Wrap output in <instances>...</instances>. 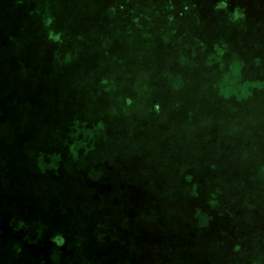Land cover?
<instances>
[{
  "label": "rangeland",
  "instance_id": "374dc122",
  "mask_svg": "<svg viewBox=\"0 0 264 264\" xmlns=\"http://www.w3.org/2000/svg\"><path fill=\"white\" fill-rule=\"evenodd\" d=\"M39 1L37 12L24 17L14 14L13 30L0 34V110L6 111L8 117L5 131H0V264H68L64 254L51 253L55 248L62 250L61 246H65L62 251L69 250L67 245L74 242L73 231L78 223L83 226L81 238L89 243L85 242L87 249L82 255L92 264H137L140 257L132 245L118 248L112 244L113 237L99 235L97 222L103 217L98 205L100 195H111L113 191L99 190L97 184L107 181L105 165L109 163L98 167L93 164V157L84 162L79 159L65 173L64 165L58 169L51 162L46 165L38 156L40 152L27 150L34 147V138L26 135L27 118L30 111H38V106L27 100L23 86L26 75L20 83L22 76L14 74L18 62L13 58L17 51L13 50L14 35L23 30L28 36L26 44H30L47 37L50 31L49 35L57 34L62 28V51L74 61L72 67L95 54L100 59L83 73L72 71V79L63 78L61 93L68 88L78 89L80 82L87 80L84 95L94 93L90 94L91 102L101 107L105 100L97 104L99 95L95 98V92L96 82L103 81L110 88L119 89V99L117 96L111 103L121 105L124 97H130L133 105H138L141 99L137 93L146 91L148 109L157 103L163 107L160 116L154 115L157 110H148L146 123L128 127L136 137L128 157L118 160H132L131 167L126 165L132 174L131 183L134 182L131 192L137 195L132 200L147 192L153 203L152 214L161 219L155 222L156 217H150L148 228L175 226L180 233L173 244L183 256L172 262L176 252H160L161 258L166 257L165 264H257L256 260L264 264V119L261 122L256 116L254 125L249 120L242 123L249 132L240 129L231 144L219 141L237 129L240 116L250 115V108L257 109L258 116L264 114V11L259 19L249 17L239 22L225 14L228 0H109L108 4L124 6L126 11L118 10L119 14L104 4H95L98 0ZM210 5L226 7L225 13L207 15L205 9ZM7 9L0 13L2 25L10 20ZM199 9L203 12L198 13ZM20 10L24 12L23 8ZM78 10L81 12L72 14ZM46 23L49 28L42 27ZM43 57L41 51L30 59L35 65ZM234 62L239 63L236 68L231 67ZM45 82L42 75V89ZM130 87V91L123 92ZM244 87L251 93H243ZM10 93L13 99L21 96L19 104L7 101ZM38 96L43 98V94ZM106 96L116 95L108 91ZM177 103L181 104L180 110L173 115ZM188 110L195 117L188 118ZM65 111L70 113L71 107ZM39 112L43 111L39 108ZM207 117L213 128L207 135L217 140L212 145L203 140ZM44 126L37 124L33 130L47 136ZM248 134L255 140L249 139ZM144 138L147 141L140 140ZM239 142L246 144L245 152L238 149ZM43 148L42 145L40 150ZM249 154L256 157H247ZM113 167L117 170L119 164ZM5 176H10V182ZM121 177L124 180L126 174ZM194 178L196 183L204 184L200 192H189V200L182 189ZM209 180L213 183L211 190ZM210 193L224 204L207 203ZM6 194L10 197L5 198ZM199 207L203 211L199 212L201 217L196 215ZM27 212L40 213L45 218V227L51 233L47 239L54 246L49 251L42 250L48 252L46 256L38 251L47 246L44 242L30 241L26 231L20 238L11 230V220L26 218ZM208 215L213 216V227L205 226L204 216ZM32 220L26 221L25 229L31 230ZM223 227L226 228L222 231ZM222 233L226 236L221 238ZM57 237L60 238L55 240ZM62 237L67 243H61ZM21 240L34 248L29 250L38 252L27 255V259L25 254L18 258L15 245ZM193 240L198 242L195 250H191Z\"/></svg>",
  "mask_w": 264,
  "mask_h": 264
},
{
  "label": "trees",
  "instance_id": "16d2710c",
  "mask_svg": "<svg viewBox=\"0 0 264 264\" xmlns=\"http://www.w3.org/2000/svg\"><path fill=\"white\" fill-rule=\"evenodd\" d=\"M89 1V0H88ZM109 0H98L97 3L98 5H106L107 8L111 11H116L119 14V11H121L122 13H124L126 11V9H124L122 5H116V4H108ZM29 2V3H28ZM27 0H20L18 5L19 8L17 10V12L20 14H22V17L24 16H30L32 15L34 12H37V10H39L40 8V1H28ZM82 2L85 3V0H83ZM87 2V0H86ZM222 4L224 5L225 3L222 2ZM20 8L24 9V12L22 13ZM119 10V11H118ZM46 8L42 10V12H45ZM29 13V14H27ZM24 14V15H23ZM27 14V15H26ZM21 17V18H22ZM232 18L237 19V21H241V19H239V15L236 13H232L231 15ZM47 17H45L44 19L46 20ZM244 20V19H242ZM121 24L122 21H121ZM49 23L47 24H43L42 27L44 28H49ZM67 27V25H65ZM12 24H5L2 25L0 27V32H6V31H11L13 30L12 28ZM52 33L51 31L49 32V34ZM5 34V33H4ZM47 35V37L45 36L43 39L41 40H33V43L29 44V45H25L26 43V39L28 38L27 34L21 30L19 31L16 35H14V45L13 46V50L16 48V54L14 58V60L17 58L18 62L16 64V66L14 67V74H18V76H25V74L31 72L33 70V68L36 67V71L39 70H44V65H47L45 70L48 71L49 73L51 71H53L54 69H57L59 64H57L56 61V57L58 59V55L60 53H64V51H62V37L65 36L64 33V28L60 29L57 34H53L52 35ZM27 37V38H26ZM52 42H54L56 44L55 47L52 48L53 44ZM61 44V45H60ZM38 46V47H37ZM9 51V49H8ZM7 51V52H8ZM42 51V53L44 54V57L42 60H36L35 65L33 64V62L31 61L30 57L40 54V52ZM4 54V53H2ZM66 54V53H65ZM53 56L51 59V62H48L50 56ZM30 60V63L27 60ZM1 58H0V67H1ZM4 63V60H3ZM57 64V67L55 68ZM238 62H234L231 64L232 68H236L238 66ZM41 68V69H38ZM16 70H18V72H16ZM5 73V70H4ZM26 74V75H27ZM264 84V83H263ZM245 89V87L243 88V90ZM108 89H103V92H108ZM251 93L250 89L249 90H244L243 93ZM137 94H139L138 98L139 100L141 99L140 103L138 105H133L132 100L130 98H125V102L123 101L121 105L119 104H114L111 103L112 100L109 101V103L106 101H104V105H101V107H99L98 105H95L94 103H92L90 100H86L84 99V101L82 103H78V102H74V105L71 107V111L70 113H66L65 116L68 118V121H64L62 119V124L60 123V121L58 119L61 120V118L63 117V106L65 105H70V102H68V93L62 92L60 93V99L55 98L54 100L52 99V97L50 95H45L46 99L48 98V102H40L42 103V105L47 106L49 105V109L46 110L48 112V114L46 116H48L49 118V124H52V122H55V120H57V124L54 125H50L47 128V132L48 135L45 136L43 134H40L39 130L37 129L38 133L35 132L33 130V128L35 129L38 123V120L40 119L39 117H42V115L38 114V111L36 110L34 113L32 111H30V116L27 118V123L26 126L28 128V130H26V135L28 136V138L33 137L34 138V147L30 146L31 149L27 148V150H29L28 152L32 153L34 150V153H38L40 152V154L38 155L40 158H42L44 160V163L47 165V162H51L54 164V167L58 169V167H62L63 165L67 168H65V173H68L71 169H72V165L77 163V161L80 159V162H83L84 160H90L92 158L93 152H95L97 150V147H95L96 145H98L97 143H100L101 140L106 139V136H109L110 134H121L119 132H126V134H130L131 137H136V135L131 134L127 129L128 127H131L132 123H139V124H143L146 123V120H148V110H157L155 112V116L158 117L160 116V114H162V110L163 107L162 105L159 106V104L157 103V105H152L151 109H148V92L145 93H141V91H139ZM10 96V97H9ZM19 96H15L13 99L12 93L8 94V98L7 101L9 100H13L12 104L17 103L19 104V100L18 98ZM21 97V96H20ZM145 100V101H144ZM18 101V102H17ZM36 101V100H35ZM72 102V101H71ZM7 103V102H6ZM11 104V105H12ZM181 105V104H180ZM180 105L179 103H177V105L175 106L174 109V114L173 115H177V112L180 110ZM55 106L60 107L61 106V112L59 113L58 110L59 108H55ZM15 106L12 107L11 110H14ZM210 109V108H209ZM159 110V111H158ZM46 112V113H47ZM4 114V115H3ZM6 111L5 113H3V110H0V116H2L0 118V131H5V127L7 125V118L6 117ZM187 117H195V115L188 110V112L186 113ZM185 114V116H186ZM229 115L228 112L226 113V116ZM233 116H235L233 114ZM251 116V118H250ZM259 117V121H263L264 119V114H261L260 116L257 115V109L254 110V108H250V115H241L240 119L242 121H238L237 122V129L235 131H233L232 133L227 132L225 136H222L220 138V142L223 141L226 145L227 144H231L233 142V135H237L238 131L240 129H242L244 132L248 133L249 131H247V129L244 126H241L242 123L247 122V120H249L250 122H253V119H256ZM6 118V120H2ZM64 118V117H63ZM4 121V122H3ZM246 124V123H245ZM254 125V122H253ZM251 126V125H250ZM204 131H205V137L203 136V140H206V143H210V145L213 144V141L217 142L216 139H213L212 137H208V133L213 131L212 128V122H211V118L205 119V124H204ZM253 128V126H251ZM126 128V129H125ZM199 128L200 125H199ZM32 130V131H31ZM65 130V131H64ZM114 130V131H113ZM118 131V132H116ZM208 132V133H207ZM246 133L244 135H246ZM63 136L66 135L71 137V139H73V141H67L66 147H65V151L66 153H60L55 152L54 148H53V139H55L57 136ZM249 135V134H248ZM83 137H85L86 139H89L90 141H85L83 139ZM191 136H188L187 138H190ZM249 139L251 140H255V136L253 135H249L248 136ZM234 142H236V136H235V140ZM102 143V142H101ZM240 143H242V145H240ZM43 145V150H40L41 146ZM217 145V144H216ZM246 145V144H245ZM243 142H239L238 144V149L241 152H245L246 151V147H245ZM244 146V147H243ZM229 147V145L227 146ZM232 147V146H231ZM253 147V146H251ZM252 149V148H251ZM247 154V153H246ZM37 157V156H36ZM247 157H251V158H255L256 155L255 154H249ZM116 163L118 164V161H116ZM239 163H236V170L238 168ZM69 170V171H67ZM227 174H226V178H227ZM7 181L10 182V176L6 177ZM209 178V177H207ZM206 179V177H205ZM221 179L224 182V176L221 177ZM191 181H188V186L182 189L183 193H187V199L190 200V197H188L190 195L189 192L191 191H195L194 193L200 192L202 190V188L200 187L202 184L204 183H196V179H190ZM208 180V179H207ZM205 182V181H204ZM207 182V181H206ZM194 183V184H193ZM206 184V183H205ZM209 186H211L209 189H213V183H211V181H208ZM193 186V188H192ZM209 189H206L205 191H208ZM148 193L145 192V195H140L138 196L137 199H135V204L142 205V208L146 209L152 207V200H148ZM9 194L5 195V198H9ZM211 203V204H218V206H221L222 204H224V201L222 202V200H218L216 199V197L214 196V193H210L209 197H208V201L207 203ZM150 206V207H149ZM85 207V206H82ZM203 213V211L201 210V207L197 208V213L196 215H198V217H201L200 213ZM38 215V216H37ZM35 216V217H34ZM203 216V215H202ZM206 218V227L207 225L209 227H213V223L212 219L213 216H204ZM33 219L32 222L30 223L31 226V230H27L25 229L28 225L26 223L27 220ZM68 221V220H67ZM73 222L75 221V219H69V222ZM65 222V221H63ZM77 222V221H76ZM11 225H12V229L13 233L19 234L18 237L22 238L21 234H23L24 231H26L27 233V237H30V241H33L34 243H40L43 242L48 246H43L40 250H38L39 252H41L42 254H44L45 256L47 255V253H45L44 249L48 248L51 249L54 248V246L51 244V242L53 243V241L51 239H47V236H51V233H48V230L46 229L45 225V218L43 215H41L40 213H32V212H27L26 218H19L17 220H11ZM77 228H75V231H73L75 234V236L73 237L74 242L69 243L67 245V249H69L67 252L62 251L65 246H61L60 248L62 250H58L57 248L53 249L51 254H57L56 256H61L63 255V258L65 256V260L68 264H92V262L90 261L89 258L85 257L82 255V251L86 250V244L87 243V239H83L81 238V234H82V225L81 223H78V225L76 226ZM226 227H223L222 231L225 229ZM219 229V228H218ZM225 233H227V231H224ZM226 234L222 233V235H220V237H225ZM52 238V237H50ZM60 237L55 238V240H58ZM67 240V237H66ZM24 241H20L17 242V245H15V254L16 256L22 257L25 254V259H27V255L31 256V254H34L38 251L32 252L31 250H29L30 248H33L29 245V243H26ZM61 243H67L66 241H63V237H62V241ZM42 244H39L38 246H41ZM44 244V245H45ZM89 244V243H87ZM197 240H193L192 245H191V250H195L197 249L198 245ZM69 247V248H68ZM34 249V248H33ZM238 250H240V246L238 247ZM77 252V253H76ZM180 251H176L177 255L174 256L172 259V262H175L178 258L182 257L183 254L182 253H178ZM158 259L156 258V254L153 253L152 259L148 258V259H143L141 258V256L139 257L137 264H165L164 259L166 257L161 258L159 255ZM251 260V259H250ZM249 260V261H250ZM252 261V260H251ZM257 264L259 262V264H261V261L256 260Z\"/></svg>",
  "mask_w": 264,
  "mask_h": 264
},
{
  "label": "crops",
  "instance_id": "0c3cea01",
  "mask_svg": "<svg viewBox=\"0 0 264 264\" xmlns=\"http://www.w3.org/2000/svg\"><path fill=\"white\" fill-rule=\"evenodd\" d=\"M5 1L6 3L3 0H0V10H1L0 13H2V10H4L5 8L6 9L10 8V9H7L6 11L7 15L10 14V16H8L10 20L7 23L9 25V24H12V21H13L12 16L14 14L19 15L17 10L19 8L18 3L20 0H5ZM28 1L29 0H27V2ZM93 8H96V7H93ZM225 8L226 7L216 8V6L213 7V5L212 6L210 5L209 7H206L205 11L207 15H212L214 12H217V13L220 12L224 14ZM81 10L72 12V14L74 13L78 14L79 12H81ZM263 11H264V0H228L227 1V13L225 14L228 15L230 18H232L230 13L234 12L239 15V19H241V21L242 19L249 18V17L256 20V19H259L258 17L259 15L263 14ZM202 12H203V9H199L198 13H202ZM235 21H237V19ZM68 22L65 25H67ZM2 24H3V21L1 18L0 27L2 26ZM0 34H4V33L0 32ZM25 45H29V44L25 43ZM96 55L97 54L93 56H89L88 59H84L82 61L79 60L81 62L80 65L79 66L74 65V67H72L71 64H73L74 61L69 57V54L60 53L58 55V59L56 57L57 64H59L57 69H54L53 71L49 73L48 71L45 70L47 65H44L45 67L44 70L36 71V67H35L33 68L31 72H29L28 74L26 73L27 75L25 74L26 81L23 82V86H25L24 92L27 95V100L34 102L38 106V114L42 115V117H39L40 119L38 120L37 124L39 125L44 124L46 126V127L44 126L46 130L50 125L57 124V120H55V122H52V124H49V118L48 116H46L48 114L46 110L49 109L48 108L49 105L44 106L40 102H48L47 101L48 98L46 99V96H45L46 94L50 95L53 100L55 98L60 99V93L64 85L63 78L72 79V76H71L72 71L77 72V73L79 72L83 73L86 69H89L87 67H90L91 63H93L94 65V63L100 59L99 56L97 57ZM52 57L53 56L51 55L48 62L52 61L51 59ZM77 62L78 60L76 61V63ZM63 63H68V64L63 66L61 65ZM57 64L55 68L57 67ZM67 68L69 69L67 70ZM38 69H41V68H38ZM16 72H18V70H16ZM42 75L43 77L46 78V82L44 83V85L45 84L46 85L43 86V89L39 86V82L42 78ZM22 78H23V75L21 79L19 78L20 83L22 82ZM80 84L82 85L78 89L68 88L66 91H64L65 93L69 94L68 102H70V105L63 106V111H64L63 117L64 118L62 117L61 120L58 119L61 124H62V119L66 122L68 121V118L65 116V114L68 113L65 111L68 106L72 107L75 101L78 103L81 101L82 103L84 99L90 100V101L93 100L90 94L93 95L94 93H90L89 90L85 91V92H89V94L84 95L83 90H86L85 88L88 87L87 80L84 82L81 81ZM96 84L98 85H97V91L95 92V98L97 94L99 95V100L98 102H96L97 104L103 100L109 103L110 100H112L113 102L119 99V94H118L119 89L116 90V89L110 88L107 84H104L103 81H100V82L97 81ZM105 88L108 89L107 91H110L111 94H114L116 96L107 97L106 95L108 92H105V93L103 92V89ZM130 89L131 87L125 88L123 92L126 93L127 91H130ZM73 91H75V95H73L74 94ZM77 91H81V92L83 91V93L76 94ZM38 94H43V98H42L44 99L43 101L40 96L37 97ZM125 98L126 97H124V99H122L121 102H123ZM127 98H130V97H127ZM18 99L22 100L21 97H19ZM39 108L43 111L42 113L39 112ZM55 108H59L58 112L59 113L61 112V106L60 107L55 106ZM2 120H6V118ZM106 137H107L106 139L101 140L102 143L101 142L97 143L98 145L95 146L97 147V150L94 152L95 154L92 155V157L95 158L93 162L95 166L100 167V166H104L106 163H109L108 165H105L106 176L104 178H107V181L105 183L97 184L99 190L103 189V190L113 191L111 195H108V194L100 195L102 199L99 200L100 203L98 205L102 207V209L100 210V213L103 215V217H101L97 222L98 228H99L98 231L101 233V234L99 233L98 234L105 236V237H113L112 239H115V240L112 242V244L118 246V248L120 247L122 248L126 245H132L131 247L138 250L141 258L143 259H148V258L152 259L153 253L156 254V258L158 259L157 255L160 252H164L165 250L169 251V249H171V251L173 252H176L179 248L173 243H174V240L180 235L176 227L175 226H171V227L163 226L162 228L149 229L148 221L150 220V217L155 216L156 217L155 222H157V221H161L159 217L157 218V216L159 215L152 214L153 206L149 208V211H148V208L147 210L142 208L143 204L137 205L135 204V201L132 200L133 196L135 195V193L133 194L131 192V190L134 187V184H133L134 182L131 183L132 174L130 172H127V168H126V165L131 167L132 160L129 161L125 159L124 161L120 162L118 159L120 158L123 159L125 157H128L127 154L131 151V142L135 138L131 137L130 134H126V133L110 134L109 136H106ZM70 138L71 137L69 136L66 137V135H63V136L59 135L55 139H53L54 151L55 152L59 151L60 153L61 152L66 153L65 143L67 141H73V139L70 140ZM83 139L85 141H90L89 139H86L85 137H83ZM140 140L147 141L146 138L140 139ZM116 161H118V164H119V169L117 170H115L113 167V166L116 167ZM111 172H113L112 175H110ZM122 174H126V177L124 180H121ZM123 191H127V192H123ZM104 205H106V208H104ZM82 229H83V226H82ZM111 233H116V235L111 234ZM95 261H96V258H95Z\"/></svg>",
  "mask_w": 264,
  "mask_h": 264
}]
</instances>
